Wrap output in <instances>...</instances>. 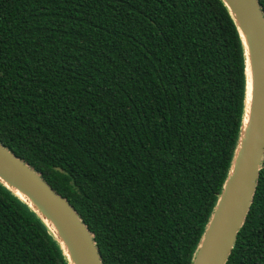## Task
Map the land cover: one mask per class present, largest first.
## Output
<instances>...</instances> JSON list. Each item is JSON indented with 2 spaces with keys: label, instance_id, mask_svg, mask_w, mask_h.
I'll return each mask as SVG.
<instances>
[{
  "label": "trees",
  "instance_id": "obj_1",
  "mask_svg": "<svg viewBox=\"0 0 264 264\" xmlns=\"http://www.w3.org/2000/svg\"><path fill=\"white\" fill-rule=\"evenodd\" d=\"M245 91L221 0H0V144L66 199L102 264H192ZM0 264H67L1 183ZM226 264H264V155Z\"/></svg>",
  "mask_w": 264,
  "mask_h": 264
},
{
  "label": "water",
  "instance_id": "obj_2",
  "mask_svg": "<svg viewBox=\"0 0 264 264\" xmlns=\"http://www.w3.org/2000/svg\"><path fill=\"white\" fill-rule=\"evenodd\" d=\"M221 2L244 46V115L228 178L192 264H226L252 203L264 155V17L257 0ZM0 183L42 221L67 264H102L93 235L66 199L1 144Z\"/></svg>",
  "mask_w": 264,
  "mask_h": 264
},
{
  "label": "bare ground",
  "instance_id": "obj_3",
  "mask_svg": "<svg viewBox=\"0 0 264 264\" xmlns=\"http://www.w3.org/2000/svg\"><path fill=\"white\" fill-rule=\"evenodd\" d=\"M246 123H248V117H247V119H246Z\"/></svg>",
  "mask_w": 264,
  "mask_h": 264
}]
</instances>
